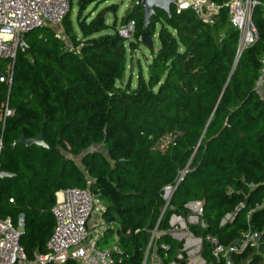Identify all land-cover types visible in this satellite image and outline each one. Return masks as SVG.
I'll return each mask as SVG.
<instances>
[{
	"label": "trees",
	"instance_id": "trees-1",
	"mask_svg": "<svg viewBox=\"0 0 264 264\" xmlns=\"http://www.w3.org/2000/svg\"><path fill=\"white\" fill-rule=\"evenodd\" d=\"M87 1L95 0H79V34L71 11L60 25L72 49L50 26L32 30L24 35L25 50H17L11 84L0 86V168L14 175L0 180V218L17 227L23 217L19 244L33 260L46 253L55 195L86 188L89 178L109 227L104 240L118 236L122 253L114 258L121 257L119 264H142L149 232L165 204L163 189L186 171L158 230H166L171 214L183 211L187 202L200 201L206 228L195 234L204 240L207 264L217 263L206 237L228 245L248 227L261 234L258 247L233 262L264 264V207L252 211L264 199V99L255 91L264 56V11L257 8L253 17L258 42L243 52L232 72L238 33L224 12L209 25L190 12L176 14L174 7L170 19L155 10L149 31L152 39L159 27V49L151 53L147 78L138 73L133 86L130 78L122 79L126 48L142 44L141 6L132 7L120 23L135 22V41L126 45L116 24L104 20L115 7L83 18L80 3ZM5 110L11 115L5 117ZM40 133L48 149L11 146L22 135ZM166 136L172 142L161 150ZM93 146H101L106 156L87 153L80 170L72 157ZM233 213L234 220L222 226ZM178 248L168 236L160 238L161 264L172 262Z\"/></svg>",
	"mask_w": 264,
	"mask_h": 264
},
{
	"label": "built area",
	"instance_id": "built-area-1",
	"mask_svg": "<svg viewBox=\"0 0 264 264\" xmlns=\"http://www.w3.org/2000/svg\"><path fill=\"white\" fill-rule=\"evenodd\" d=\"M132 7L141 6L142 0H131ZM176 14L190 12L197 20L205 24H212L222 12L226 15V22L238 33L237 45L231 71L233 72L243 52L259 40L253 17L257 8L264 11V0H173ZM70 10L69 0H0V86L10 85L12 81L13 65L19 41L22 35L32 30L46 26H60ZM117 35L126 45L135 41V22L129 20L116 27ZM260 74L255 81V91L264 99V56L260 61ZM11 112L5 110L4 116ZM2 140L0 138V152ZM186 171L178 174L175 185H168L163 189L162 199L164 207L156 226L150 230V238L144 250L142 264H147L151 251L152 264H159L157 256V241L168 236L179 245L174 260L169 264H207L203 257L202 237L195 231L206 228L203 220V203L200 201L187 202L183 211L173 213L168 220L166 230H158V224L169 206L172 194L177 184L182 181ZM13 203V199H9ZM242 208V205L239 206ZM264 207V199L252 210ZM238 210V209H237ZM236 210V211H237ZM103 211L99 197L90 190V183L83 189L67 188L56 196L51 208L54 218V228L46 243V253L35 255L29 259L19 244L23 234V217L20 216L18 226L14 227L10 218H0V264H119L122 251L116 245L111 249H102L100 239L106 230L101 223L98 230L91 233L88 227L91 217ZM251 211V212H252ZM249 212L247 220L250 218ZM236 213L226 215L221 225L231 223ZM117 228L119 226L117 225ZM129 232H127L128 234ZM137 233V232H135ZM261 234L248 227L239 237L228 245H221L211 237L205 241L210 246V254L217 264H234V256L241 255L249 249H256ZM160 249L169 250V246L160 244Z\"/></svg>",
	"mask_w": 264,
	"mask_h": 264
},
{
	"label": "rangeland",
	"instance_id": "rangeland-1",
	"mask_svg": "<svg viewBox=\"0 0 264 264\" xmlns=\"http://www.w3.org/2000/svg\"><path fill=\"white\" fill-rule=\"evenodd\" d=\"M86 1V0H85ZM79 0H72L70 4V20L72 23V28L79 34V31L77 29L75 19L77 18V15L79 13L80 6ZM81 7L83 8L81 10L83 18H88L89 16H94L96 13L100 11H105L110 6L115 7V14L113 13H107L104 16V20L108 26H112L114 23L116 24L117 28L120 26V23H122L124 20L128 18V15L130 14L132 10V1L131 0H95L92 3L90 1L82 2L80 3ZM112 8V7H110ZM50 30L55 34L56 37H58L61 40H64L66 43L67 49H72L70 41H68L65 37L64 32L60 28V26H50ZM159 30V27H156L155 35L151 39L152 46L151 49L144 46V45H138L134 49L128 50L126 48V69L125 74L123 76L122 81L125 83L128 78L131 80V84L134 86L136 84V79L138 73H141L143 77L147 78V71L146 67L147 64L151 61V53H156L159 49V41L157 39V32ZM108 33V32H107ZM172 142V139L170 136L164 137V139L159 143L158 148L161 150H166L169 146V144ZM3 147V143H2ZM92 152H98L102 155L106 156V152L103 150L101 146H93L92 148L88 150H84L81 155L77 157H72L74 163L76 166L82 170V159L87 153ZM89 182L91 179L86 178ZM97 218L99 213L94 214ZM229 224L228 222L224 224L226 226ZM148 262H150L148 260Z\"/></svg>",
	"mask_w": 264,
	"mask_h": 264
},
{
	"label": "water",
	"instance_id": "water-1",
	"mask_svg": "<svg viewBox=\"0 0 264 264\" xmlns=\"http://www.w3.org/2000/svg\"><path fill=\"white\" fill-rule=\"evenodd\" d=\"M173 4H174L173 0H142L141 3L142 14H143V21H142L143 33L141 36L142 45L148 48L152 46L149 26L151 24V19L155 14V10H160L164 12L167 19H170L171 17L170 9ZM24 38H25L24 35H22L19 41V49L23 51L25 50L26 47ZM11 146L12 148H17V147L30 148L32 146H36V147H41L43 149H48L47 144L43 140L42 133H40L36 138H26L24 135H22L19 137V139L13 141ZM12 177H14L13 174H10L0 168V180L4 178H12ZM179 183L177 184V186L179 185Z\"/></svg>",
	"mask_w": 264,
	"mask_h": 264
},
{
	"label": "crops",
	"instance_id": "crops-1",
	"mask_svg": "<svg viewBox=\"0 0 264 264\" xmlns=\"http://www.w3.org/2000/svg\"><path fill=\"white\" fill-rule=\"evenodd\" d=\"M55 196H60V192H58ZM101 223H103V222H102V218H101V214H99L97 218L95 217V215H93V216L91 217L90 221H89V224H88V227H89L90 232H91V233L96 232V231L98 230L97 226L100 225ZM108 229H109V227L106 226V230H108ZM106 230H105V231H106ZM104 234H105V232L103 233V236H102V238L100 239L99 244L102 243V244H104V246H105V244L107 243L104 249L109 250V249L112 248L113 245H116V242H117V240H118V236H117L116 234H114V236H113V241L110 242V240H106V241L104 240V237H105ZM156 253H157V252H156ZM152 255H154V251H151L150 256H149V259H148L150 262L147 261V264H152V262H151V257H152ZM157 256H158V254H157ZM158 257H159V256H158ZM159 259H160V257H159ZM159 264H161V259H160Z\"/></svg>",
	"mask_w": 264,
	"mask_h": 264
}]
</instances>
